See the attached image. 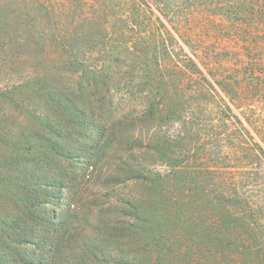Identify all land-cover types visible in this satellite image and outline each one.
<instances>
[{"label": "trees", "instance_id": "16d2710c", "mask_svg": "<svg viewBox=\"0 0 264 264\" xmlns=\"http://www.w3.org/2000/svg\"><path fill=\"white\" fill-rule=\"evenodd\" d=\"M151 2L157 0L125 1L122 39L110 33L105 41L95 31L100 19L93 17L108 14L98 0V13L91 19L86 13L79 23L80 43H72L66 30L50 42L56 55L39 44L33 53L26 44L25 55L0 63V82L11 83L0 85V264L261 263L264 244L250 242L251 220L227 205L225 195L232 194L219 187L217 203L209 195L198 199L203 169L180 148L184 133L134 134L136 128L147 133V127L183 122L179 55L160 35L140 30L153 12ZM100 41L106 49L97 51L99 63L85 52ZM129 144L123 174L153 184L151 208L115 199L118 206L109 204L111 212L100 216V234L77 240L72 202L63 194L67 173L78 166L72 155L88 167L102 153ZM133 147L152 151L168 172L145 173V160L139 163Z\"/></svg>", "mask_w": 264, "mask_h": 264}, {"label": "rangeland", "instance_id": "374dc122", "mask_svg": "<svg viewBox=\"0 0 264 264\" xmlns=\"http://www.w3.org/2000/svg\"><path fill=\"white\" fill-rule=\"evenodd\" d=\"M97 1L0 0V63L23 56L30 48L36 53L38 44L56 55L48 47L66 30L73 36L72 43H80L75 39L79 23L86 13L90 19L98 13ZM125 1L102 0L108 14L93 17L100 19L94 29L105 41L112 37L110 33L122 39L125 26L119 17L127 12ZM151 6L150 19L140 30L142 35H160L159 41L179 55L185 79L184 89L178 88L183 122L169 121L160 129L147 127V133L136 128L134 134L156 137L182 131L186 138L180 148L193 165L203 169L198 199L209 195L216 202L222 197L219 187L229 191L227 205H235L251 220L250 242L258 247L264 244V0H157ZM105 47L100 41L85 57L100 63L97 51ZM10 76L14 81V74ZM7 81L1 80L0 85H8ZM115 94L117 100L121 91ZM130 145L102 153L98 162L86 163L88 167L80 165L77 154L72 155L78 166L67 173L69 188L63 194L72 202L77 240L100 234V216L111 212L109 204L115 205V199H136L145 209L151 208L153 184L123 174ZM132 151L140 156L139 163L145 160L148 175L168 172V165L147 148L133 147ZM57 212L62 213L63 207ZM260 253V264H264V250Z\"/></svg>", "mask_w": 264, "mask_h": 264}]
</instances>
